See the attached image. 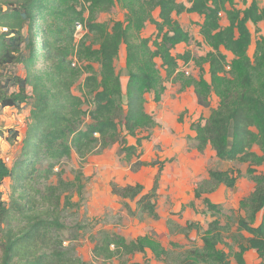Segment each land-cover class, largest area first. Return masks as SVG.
I'll use <instances>...</instances> for the list:
<instances>
[{
    "label": "trees",
    "instance_id": "16d2710c",
    "mask_svg": "<svg viewBox=\"0 0 264 264\" xmlns=\"http://www.w3.org/2000/svg\"><path fill=\"white\" fill-rule=\"evenodd\" d=\"M73 1L0 0V29L3 30L0 66L18 65L25 71L24 77L7 76L0 86V106L19 110L28 100L32 101L19 156L11 166L0 158V185L10 179L13 193L19 190L20 202L15 209L6 207L0 191L1 264H88L62 251L61 241L50 234V224L47 226L42 221L37 212L38 203L31 196L34 193L32 184L43 178L45 171L39 170L40 165L47 163L45 170L50 173L54 163L68 158L72 149L79 158H84L99 142L107 147L108 139L117 141L118 128L122 124L126 136L130 137L153 126L152 117L145 111V95L152 93L155 100L161 96L155 59L160 60L167 74L176 71L178 60L184 63L194 60L200 67L207 65L209 82L201 78L194 83L196 102L208 108V97L212 93L218 98V104L204 124L191 125L196 133L195 150L202 153L209 147L220 161L248 166L247 173L254 188L239 202L242 215L237 219V231L244 232L247 237L241 236L239 241L234 239L237 251L232 258L235 264H245L244 253L254 250L262 262L264 36L255 43L250 59L247 51L252 41L247 24L256 26L263 22L264 10L254 1L249 7L238 10L233 7V0H188L187 4L180 0H118L126 11L125 19L108 24L87 22L84 14L92 16L95 11L115 14L114 0H82L80 9ZM156 11L155 19L153 13ZM183 14L202 18L199 36L211 49L204 59H193L189 52L177 57L171 54L176 45L189 40L174 18ZM220 14H224L228 22L225 27L220 25ZM149 22L157 31L154 49L149 45L150 40L138 37ZM76 23L85 25L87 35L75 48L72 43ZM89 35L93 41L86 45ZM37 37L39 43L35 41ZM122 47L130 68L125 94L114 65ZM224 53L231 54L233 60L229 62ZM73 59L78 63L85 59L94 61L100 67L99 74L90 69L85 72L81 96L74 95L73 88L84 73L81 67L72 66ZM11 88L16 91L9 93ZM6 135L7 142H14L20 132L9 129ZM1 138H4V131L0 129ZM141 141L137 140L138 146ZM121 145L125 156L131 158L134 147L128 146L125 139ZM141 166V163L136 165L137 168ZM259 168L262 171L259 172ZM207 175L211 184L228 189L233 188L241 176L238 170H210ZM157 189L158 179L151 191ZM141 191L139 186L129 188L126 191L129 194L124 197L133 199ZM194 195L200 197L198 191H194ZM147 196L142 195L138 204L142 206ZM202 201L208 211L219 213L217 205L206 198ZM142 209L155 216L146 205ZM16 213L25 223L18 229L12 226ZM228 230L227 225L212 221L201 239V249L189 252L192 261L186 264H231L230 255L217 248L222 234ZM150 245L145 237L127 243L121 237L107 235L94 246L92 253L94 258L112 259L144 253Z\"/></svg>",
    "mask_w": 264,
    "mask_h": 264
},
{
    "label": "rangeland",
    "instance_id": "374dc122",
    "mask_svg": "<svg viewBox=\"0 0 264 264\" xmlns=\"http://www.w3.org/2000/svg\"><path fill=\"white\" fill-rule=\"evenodd\" d=\"M114 1L117 9L115 14L95 11L94 15L89 16L85 12V21L108 24L123 21L126 11L118 0ZM180 1L187 4L188 0ZM253 1L260 10H264V0H233V7L243 10ZM73 3L78 9L83 7L82 0H74ZM225 5L229 9L228 3ZM153 17L156 19L157 12ZM174 18L188 34L189 40L176 45L171 49V54L177 57L189 52L193 59H204L211 49L199 36L202 18L190 14ZM220 25H228L224 14L220 18ZM84 27L75 24L72 43L75 48L83 36L87 35ZM247 28L252 41L247 55L252 59L255 43L264 36V21L256 26L248 23ZM2 31L0 29V34ZM156 36L157 31L150 22L144 25L138 35L139 39L150 40L151 49H154ZM35 41L39 43V37ZM92 41L89 35L86 45ZM224 54L229 62L233 60L231 54ZM73 63L81 67L84 73L73 88V94L81 96V82L85 72L90 69L99 74L100 67L96 62L86 59L82 63L73 59ZM178 63L176 71L167 74L160 60L155 59L161 96L155 100L152 93L145 95V111L153 120L151 128L130 137L126 136L122 124L118 128L117 141L108 139L107 147L99 142L84 158H79L72 149L68 158L54 163L50 173L45 170L47 163L40 165L39 170L45 173L42 174L43 178L33 182L34 193L31 196L38 203L37 212L42 221L47 226L50 224V234L61 241L62 251L70 256L88 264H186L192 261L188 253L201 249V239L206 235L209 224L218 220L222 226L227 225L229 230L222 234V242L217 248L229 254L234 264L232 254L237 250L234 239L239 241L241 236L246 237L244 232L237 231V219L242 215L239 202L253 191L254 184L249 178L246 164L220 161L209 147L202 153L195 150L196 133L191 125L197 122L204 124L210 111L217 107L218 98L211 93L208 97L209 107L205 109L198 106L194 83L201 78L209 82L208 67L206 64L200 67L194 60L186 63L178 60ZM114 65L125 94L130 68L126 63L124 47ZM10 74L24 77L25 71L18 65L0 66V86ZM14 91L16 89L11 88L9 93ZM28 93L30 96V89ZM31 102L28 100L19 110L0 106V129L4 131V138L0 139V158L8 166L19 156ZM9 129L20 132L14 142L5 140ZM123 139L128 146L134 147L131 158H127L123 152ZM138 139H142L140 146L137 145ZM138 163L142 165L139 168L136 167ZM210 170H238L241 176L235 186L228 189L210 183L207 175ZM156 179L158 189L151 191ZM12 184L10 179H5L0 185V191L6 207L13 206L15 209L20 205L17 198L19 190L13 193ZM135 186L142 189L140 194L133 199L124 197L129 194L126 193L127 189ZM194 191H198L199 198H195ZM142 195H148V199L141 206L138 201ZM203 198L217 205L219 213L208 211ZM144 205L151 208L155 216L143 211ZM16 214L12 226L18 229L25 223ZM107 235L121 237L127 243L145 237L151 245L146 247L144 253L112 259L94 258V246ZM1 257L0 251V264ZM246 260L248 264H255L247 255Z\"/></svg>",
    "mask_w": 264,
    "mask_h": 264
},
{
    "label": "crops",
    "instance_id": "0c3cea01",
    "mask_svg": "<svg viewBox=\"0 0 264 264\" xmlns=\"http://www.w3.org/2000/svg\"><path fill=\"white\" fill-rule=\"evenodd\" d=\"M157 12V11H156ZM158 13V12H157ZM154 14V13H153ZM190 15H195V14H190ZM197 16V15H196ZM197 17H199V16H197ZM199 32V31H198ZM122 49V48H121ZM120 53V52H119ZM246 235V234H245ZM246 237H247V235H246ZM237 247V246H236ZM237 251V250H236ZM235 251V252H236ZM246 255L248 256V257H251L252 258V260L253 261H255V264H264V260L261 262V260L258 258V255H257V253L254 251V250H249V251H247L246 253H244V255H243V257H244V261H245V264H248V261L246 260ZM231 264H233L232 263V261H231ZM235 264V263H234Z\"/></svg>",
    "mask_w": 264,
    "mask_h": 264
},
{
    "label": "built area",
    "instance_id": "2783aa9c",
    "mask_svg": "<svg viewBox=\"0 0 264 264\" xmlns=\"http://www.w3.org/2000/svg\"><path fill=\"white\" fill-rule=\"evenodd\" d=\"M220 16H221V14H220ZM72 66H74V63L72 64ZM184 74H186V75H187L188 73L185 71V73H184Z\"/></svg>",
    "mask_w": 264,
    "mask_h": 264
}]
</instances>
